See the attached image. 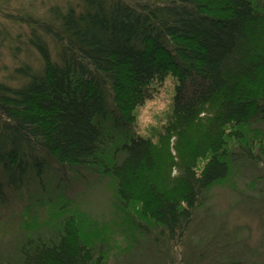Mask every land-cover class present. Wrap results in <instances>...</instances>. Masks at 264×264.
I'll list each match as a JSON object with an SVG mask.
<instances>
[{
    "label": "trees",
    "instance_id": "1",
    "mask_svg": "<svg viewBox=\"0 0 264 264\" xmlns=\"http://www.w3.org/2000/svg\"><path fill=\"white\" fill-rule=\"evenodd\" d=\"M16 19L37 63L0 81V206L62 168L109 177L139 220L128 223L158 246L155 264H168L212 188L252 164L256 147L264 154L252 128L264 123V0H76ZM169 76L154 142L135 131V112ZM73 218L24 242L21 264H107L106 244L84 242ZM130 242L117 260L143 258ZM192 253L185 264L204 262Z\"/></svg>",
    "mask_w": 264,
    "mask_h": 264
},
{
    "label": "rangeland",
    "instance_id": "2",
    "mask_svg": "<svg viewBox=\"0 0 264 264\" xmlns=\"http://www.w3.org/2000/svg\"><path fill=\"white\" fill-rule=\"evenodd\" d=\"M70 2L74 4L76 0H0V81L23 63H37L26 43L28 27L19 25L16 17H45L51 7ZM174 84L169 76L158 85L154 98L136 110L135 131L139 135L157 141L156 135L167 123ZM252 128L259 130L257 141L264 151V140L260 138L264 136V123ZM252 155L256 157L252 164L233 171L228 181L208 193L205 206L195 214L184 238L172 244L168 264H185V256L196 257L192 252L197 250L198 254L203 253L205 264H219L213 257L246 264L264 263V154L256 147ZM72 173L64 168L58 171L60 177L49 172L42 187L30 184L0 206V264H21L20 248L24 242L58 230L64 218L71 216L73 223H78L77 233L84 242L106 244L107 264H124L123 259L125 264H155L153 253L158 246L153 237L143 239L128 223L130 220L134 226L139 220L133 208L117 203L112 180L88 170L77 177ZM59 206H67L66 213ZM146 226L152 231L153 225ZM132 234L149 253L144 251L142 258L141 250L133 251L117 260L119 250L131 248Z\"/></svg>",
    "mask_w": 264,
    "mask_h": 264
}]
</instances>
